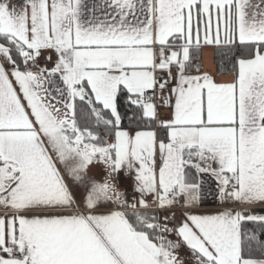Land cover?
Instances as JSON below:
<instances>
[{"label": "snow or ice", "instance_id": "6c2138e0", "mask_svg": "<svg viewBox=\"0 0 264 264\" xmlns=\"http://www.w3.org/2000/svg\"><path fill=\"white\" fill-rule=\"evenodd\" d=\"M0 264H264V0H0Z\"/></svg>", "mask_w": 264, "mask_h": 264}, {"label": "crops", "instance_id": "0c3cea01", "mask_svg": "<svg viewBox=\"0 0 264 264\" xmlns=\"http://www.w3.org/2000/svg\"><path fill=\"white\" fill-rule=\"evenodd\" d=\"M214 51L212 47H205L202 49V70L210 71L213 74L217 73L216 65L214 62ZM218 79H223L227 77H217Z\"/></svg>", "mask_w": 264, "mask_h": 264}, {"label": "trees", "instance_id": "16d2710c", "mask_svg": "<svg viewBox=\"0 0 264 264\" xmlns=\"http://www.w3.org/2000/svg\"><path fill=\"white\" fill-rule=\"evenodd\" d=\"M200 59H201V62H202V50H201V53H200ZM214 62H215V65H216V69L218 71V56H217L216 50L214 51Z\"/></svg>", "mask_w": 264, "mask_h": 264}]
</instances>
